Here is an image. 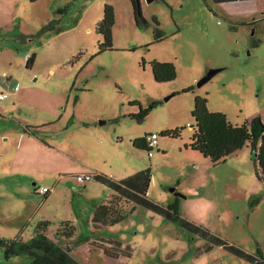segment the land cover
Instances as JSON below:
<instances>
[{
    "label": "rangeland",
    "instance_id": "1",
    "mask_svg": "<svg viewBox=\"0 0 264 264\" xmlns=\"http://www.w3.org/2000/svg\"><path fill=\"white\" fill-rule=\"evenodd\" d=\"M139 1L146 20L140 26L130 0H0V89L8 93L0 100V237L28 240L46 220L48 237L83 264H253L220 245L204 250L205 239L142 205L114 225L95 226L91 201L113 190L93 178L59 176L65 159L57 166L56 152L54 162L31 156L20 135L31 124L69 148L72 168L82 161L113 180L150 168L149 198L165 205L177 192L183 217L248 253L259 249L264 259V182L251 151L214 163L185 146L196 95L231 124L257 117L264 125V0ZM105 5L114 12L112 48L101 51L96 27ZM154 60L173 62L174 79L156 81ZM139 106L150 107L141 121L133 116ZM175 128H182L178 137L160 134ZM150 132L159 134L151 156L132 145ZM43 186L48 195L34 192ZM66 221L73 239L59 233ZM104 244L131 254L110 257L96 246ZM29 259L6 260L0 248V264Z\"/></svg>",
    "mask_w": 264,
    "mask_h": 264
},
{
    "label": "trees",
    "instance_id": "2",
    "mask_svg": "<svg viewBox=\"0 0 264 264\" xmlns=\"http://www.w3.org/2000/svg\"><path fill=\"white\" fill-rule=\"evenodd\" d=\"M33 1V0H31ZM134 12L135 22L139 26L146 24V20L141 13V5L139 0H130ZM218 3H229L242 0H213ZM156 24L154 29V40L160 41L163 38L161 29L158 28V22L153 19ZM114 24V12L110 5L104 6L103 17L98 23L96 30L102 36V41L99 43V50L112 48V26ZM34 62V54H31L26 59V66H32ZM153 77L156 81H169L176 76L175 65L171 61L151 62ZM187 89L185 91H190ZM7 98V97H6ZM156 103H153L155 105ZM150 107H141L134 118L141 121L149 112ZM190 115L194 119V124H191L192 133L185 145L189 149L198 152L202 157L209 159L214 163L223 162L227 156L242 148L245 144H249L252 159L257 165L256 176L264 182V125L258 121L257 117L250 120H245L242 124H231L225 113L221 111H211L208 109V99L205 96L196 95L194 97L193 107ZM69 121L67 124L70 125ZM26 126L25 129H29ZM31 133L38 136L35 129H30ZM182 128L162 131V136L178 137ZM147 134V133H146ZM135 137L132 140V145L138 149H147L148 145L146 137ZM42 138V137H41ZM44 141V139L42 138ZM90 173V172H89ZM92 178L96 181L106 184L113 190V193L103 200H92L93 217L92 221L95 226H111L123 220L127 213H131L135 206L142 205L154 213L159 214L165 220L175 221L190 234H194L206 240L204 250H210L212 245H220L232 251L238 256L244 257L253 264H264V259L259 251L254 254L248 253L245 250L237 247L227 240L220 238L208 229L197 225L193 221L183 217L178 208V198L176 197L172 203L161 204L148 197L147 191L151 179L150 168L138 170L131 175H128L120 180H113L101 172L91 173ZM86 182V181H85ZM84 182V183H85ZM47 187V186H43ZM40 190L34 189V192ZM51 191L49 188L48 192ZM47 193L43 194L44 196ZM258 198L255 199L257 201ZM128 206V212L124 213L119 208L121 203ZM125 205H123L125 207ZM126 206V207H127ZM49 222L46 220L38 221L32 236L28 240H24L22 235L14 238L0 237V248L3 250L4 257L8 260L12 256L26 255L29 256L27 264H83L71 253L59 245L56 241L50 239L46 234L49 227ZM73 227L69 222H63L59 233L63 238L71 239L73 236ZM194 238L189 236L188 241ZM118 243L117 241H115ZM93 243V242H92ZM110 257H118L119 255H130L128 249L109 248L104 245H96Z\"/></svg>",
    "mask_w": 264,
    "mask_h": 264
},
{
    "label": "crops",
    "instance_id": "3",
    "mask_svg": "<svg viewBox=\"0 0 264 264\" xmlns=\"http://www.w3.org/2000/svg\"><path fill=\"white\" fill-rule=\"evenodd\" d=\"M0 114H1V112H0ZM27 125H25L24 126V128H23V130H22V133L21 132H19V133H21L20 135H22L23 136V138H25V143H27V145H29V147H30V152H31V156H32V154H37V155H39V156H45V160H48V161H50V162H54V160L56 159V157L55 156H52L51 154L53 153V152H56L58 155H57V159H56V165L58 166V162H63L64 161V159H65V161H64V163H63V166H64V168H61L60 170L62 171V172H57V173H60L59 174V176H66V175H69V176H75V175H78V174H82V173H87V172H90V173H96V172H99L100 173V170L99 169H97V168H92L91 166H89L87 163H85V162H79V161H74L75 162V164H78L79 165V167L77 168L76 167V165H75V167H71L74 163H71L70 164V161H71V158H70V150H69V148H66L67 150H64L63 148H64V144H62V145H56L55 143H53V142H49L48 140H46V139H44L43 137V139H44V141L42 140V138H41V136L39 135V133H38V136H36V135H34V134H32L31 133V130L30 129H32V128H38V126H33V125H28V126H30V128L29 129H25V127H26ZM70 127V126H69ZM68 127V128H69ZM101 133H102V131H98L97 132V136H96V139H98L99 141H102L103 139H104V137L101 135ZM166 137V136H165ZM244 147H246V148H248L249 150H250V146H249V144H245L242 148H244ZM186 148H188V147H186ZM189 149V148H188ZM241 149V148H240ZM47 150V151H46ZM193 154H195V155H197V156H199L198 154V152H196V151H193V150H191V149H189ZM239 150V149H238ZM237 150V151H238ZM237 151H235V152H237ZM234 152V153H235ZM234 153H232V154H234ZM232 154H230V155H232ZM251 154V153H250ZM229 155V156H230ZM29 156V155H28ZM251 156H252V154H251ZM228 157V156H227ZM31 159H29V161H30ZM84 161V160H83ZM29 164L30 165H26V167H33L34 165H36L35 163H31V162H29ZM39 165H41V164H39ZM26 167H25V169H26ZM76 181H77V179H76ZM77 182H79V181H77ZM175 190V189H174ZM173 190V191H174ZM177 196H178V194H177V192H174ZM47 195H48V193H47ZM176 195L174 196V199L176 198ZM174 199L173 200H171V201H169L168 203H172L173 201H174ZM167 203V204H168ZM71 239H73V236L71 237Z\"/></svg>",
    "mask_w": 264,
    "mask_h": 264
},
{
    "label": "built area",
    "instance_id": "4",
    "mask_svg": "<svg viewBox=\"0 0 264 264\" xmlns=\"http://www.w3.org/2000/svg\"><path fill=\"white\" fill-rule=\"evenodd\" d=\"M7 96H8V93L0 89V100L6 98ZM145 137H146V142L148 145V155L151 156L152 150L158 147L159 134L156 132H150V133H147ZM91 178H92V174L89 172L76 175V179L79 182H85V181L90 180ZM48 190H49L48 187H42L39 192H41L42 194H45L48 192Z\"/></svg>",
    "mask_w": 264,
    "mask_h": 264
},
{
    "label": "water",
    "instance_id": "5",
    "mask_svg": "<svg viewBox=\"0 0 264 264\" xmlns=\"http://www.w3.org/2000/svg\"><path fill=\"white\" fill-rule=\"evenodd\" d=\"M214 71H210L208 72L200 81H199V84L205 82L212 74H213ZM169 98V97H166V99ZM254 155V153L252 154ZM171 190L173 191L174 189L171 188Z\"/></svg>",
    "mask_w": 264,
    "mask_h": 264
}]
</instances>
